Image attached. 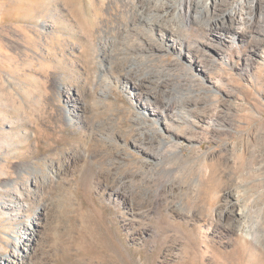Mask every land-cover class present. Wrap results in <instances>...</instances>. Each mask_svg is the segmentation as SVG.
Instances as JSON below:
<instances>
[{
  "label": "rangeland",
  "instance_id": "obj_1",
  "mask_svg": "<svg viewBox=\"0 0 264 264\" xmlns=\"http://www.w3.org/2000/svg\"><path fill=\"white\" fill-rule=\"evenodd\" d=\"M133 1L0 0V264H264V0Z\"/></svg>",
  "mask_w": 264,
  "mask_h": 264
},
{
  "label": "bare ground",
  "instance_id": "obj_2",
  "mask_svg": "<svg viewBox=\"0 0 264 264\" xmlns=\"http://www.w3.org/2000/svg\"><path fill=\"white\" fill-rule=\"evenodd\" d=\"M132 1V0H131ZM135 1V0H134ZM133 1V2H134ZM159 1V0H158ZM182 1V0H181ZM186 1V0H185ZM118 2H122V3H125L126 0H118ZM136 2V1H135ZM163 2V1H162ZM131 3V2H130ZM144 3V2H143ZM160 3V2H159ZM166 3V2H165ZM127 6L130 5V4H127V2L125 3ZM124 4V5H125ZM206 4V3H205ZM132 5V4H131ZM135 5V4H134ZM152 5V4H151ZM155 5V4H154ZM173 5V4H172ZM171 4H163V5H160V6H156L158 10H161L163 13L169 15L172 11H173V6ZM191 5V4H189ZM137 6V5H136ZM183 6V5H182ZM129 7V6H128ZM127 7V8H128ZM131 7V6H130ZM133 7V6H132ZM152 7V6H151ZM180 7V6H179ZM136 8V7H135ZM144 8V7H143ZM183 8V7H182ZM205 8V7H204ZM129 9V8H128ZM127 9V10H128ZM156 9V10H157ZM131 10V9H130ZM187 10V9H186ZM190 10V9H189ZM132 12V11H130ZM129 13V12H128ZM127 13V14H128ZM140 13V12H139ZM190 13V12H189ZM184 14V13H183ZM230 26H225V21L223 23H215L214 25H212L215 29V31L217 30H221L222 28H229V29H232L233 27L235 28L236 25H241L243 26L244 23H243V18H242V13H241V10L239 9H233V11L230 12ZM136 16V15H135ZM133 16V20H136L135 17ZM210 16V15H209ZM208 16V17H209ZM140 17V16H139ZM138 17V18H139ZM186 17V15H185ZM195 17V16H194ZM182 18V17H181ZM174 19H175V16H174ZM185 19V18H184ZM131 20V19H130ZM197 20V19H196ZM205 20V19H204ZM138 21V20H137ZM161 21V20H160ZM185 21V20H184ZM134 22V21H133ZM136 22V21H135ZM134 22V23H135ZM157 22V21H156ZM182 22V21H181ZM175 23V22H174ZM161 24V23H160ZM165 24V23H164ZM163 24V25H164ZM130 25V24H128ZM174 25V24H173ZM162 26V24H161ZM184 26V25H183ZM223 26V27H222ZM170 27V26H169ZM168 28V27H167ZM170 29V28H169ZM173 29V28H172ZM242 29V28H240ZM168 31V30H167ZM177 31V30H176ZM171 32V31H170ZM245 32V31H243ZM171 34V33H170ZM174 41H176L174 39ZM258 47V46H257ZM217 50V49H216ZM254 51H256V54L260 57V59L263 61V64H264V55L260 56L259 54V51H261V47H258V48H255ZM226 58V57H225ZM204 61V60H203ZM199 62V61H198ZM200 63V62H199ZM102 64V63H101ZM129 74V73H128ZM129 76V75H128ZM152 76V75H151ZM154 76V75H153ZM128 78V77H126ZM143 78V77H142ZM130 79V77H129ZM133 79V78H132ZM136 79V78H135ZM144 79V78H143ZM189 79V78H188ZM134 81V80H133ZM132 81V82H133ZM149 81V80H148ZM150 82V81H149ZM154 82V81H153ZM197 83V82H196ZM200 83V82H199ZM153 84V83H152ZM172 84V83H171ZM187 84V83H186ZM191 84V83H190ZM201 84V83H200ZM14 85V84H13ZM133 85V84H132ZM183 85V84H182ZM185 85V84H184ZM198 85V84H197ZM144 86H146V84L144 82H138V83H135L133 87H130V88H133V90L135 89H138V90H141L142 92L144 91ZM200 86V85H199ZM180 87V86H179ZM146 88V87H145ZM200 88V87H199ZM204 89V88H203ZM154 90V89H153ZM193 90V89H192ZM201 90V89H200ZM146 92V91H145ZM193 92V91H192ZM147 93V92H146ZM151 93V92H150ZM143 94V93H142ZM156 95V94H155ZM153 96V95H152ZM172 96V95H171ZM149 97V96H148ZM182 97V96H181ZM155 98V97H154ZM158 99V98H157ZM160 100V98H159ZM182 100V99H181ZM196 100V99H195ZM146 101V100H145ZM164 101V100H163ZM201 101V100H200ZM162 102V101H161ZM155 103V102H154ZM161 105V104H160ZM163 105V104H162ZM172 105V104H171ZM163 109V112H165L167 109H169V107H167V105L162 108ZM146 116L149 114L147 112L144 113ZM67 116V115H66ZM70 119V118H69ZM141 120V119H140ZM3 129L0 128V131H2ZM1 133V132H0ZM165 133V132H164ZM161 134V133H160ZM151 139V138H150ZM156 156V155H155ZM243 204V203H242ZM241 204V201L240 199H238L236 196H235V199L234 200H231L230 202H227V212H226V216L230 219L232 218L233 221H235L236 223H240L242 220H244L246 217H247V211L245 210L246 208H244L245 206H242ZM231 221V220H229ZM240 225V224H239ZM232 226V225H231ZM246 227V226H244ZM248 229V227H247ZM31 230V231H30ZM28 231V232H27ZM34 231V233H33ZM26 237L24 239H16V243H15V251L12 255H9L7 256V258L5 259V263L4 264H24V261L27 260L29 258V256H31V252H30V247L32 246L31 245V242L33 241V234L35 235V230H32V226H29L27 227L26 229ZM245 232V231H243Z\"/></svg>",
  "mask_w": 264,
  "mask_h": 264
}]
</instances>
